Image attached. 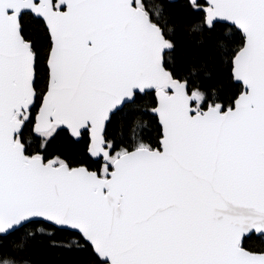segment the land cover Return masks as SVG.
Masks as SVG:
<instances>
[{
  "label": "snow or ice",
  "instance_id": "snow-or-ice-1",
  "mask_svg": "<svg viewBox=\"0 0 264 264\" xmlns=\"http://www.w3.org/2000/svg\"><path fill=\"white\" fill-rule=\"evenodd\" d=\"M38 241L264 264V0H0V264Z\"/></svg>",
  "mask_w": 264,
  "mask_h": 264
},
{
  "label": "trees",
  "instance_id": "trees-1",
  "mask_svg": "<svg viewBox=\"0 0 264 264\" xmlns=\"http://www.w3.org/2000/svg\"><path fill=\"white\" fill-rule=\"evenodd\" d=\"M137 118L141 117L129 115L125 120L131 121ZM142 118L146 123L151 125V119L149 117ZM124 122V120L118 118L117 126L119 127ZM53 151L58 154H63L74 161H79L81 159L82 146L75 144L71 139L65 137L53 145ZM30 255L36 264H75L77 260V257L70 253L49 248L46 241L36 242L31 249Z\"/></svg>",
  "mask_w": 264,
  "mask_h": 264
}]
</instances>
